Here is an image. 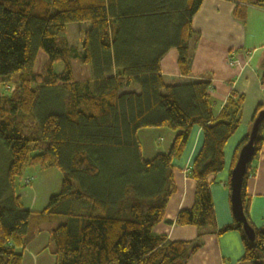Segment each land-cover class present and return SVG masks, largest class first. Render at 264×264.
I'll list each match as a JSON object with an SVG mask.
<instances>
[{"label":"trees","instance_id":"trees-1","mask_svg":"<svg viewBox=\"0 0 264 264\" xmlns=\"http://www.w3.org/2000/svg\"><path fill=\"white\" fill-rule=\"evenodd\" d=\"M233 17L245 19L250 5L264 0H231ZM202 0H0V264H21L23 250L42 223L49 231L54 264H186L207 233L237 231L241 263L264 264V226L248 222L246 181L264 138V120L253 142L243 179V213L253 229L247 240L234 221L216 231L210 186L223 170V150L240 126L244 97L231 91L216 111L208 80L165 84L159 61L177 51L182 77L190 76L191 21ZM89 24L81 62L90 82H78L70 64L73 48L66 25ZM61 64L55 73V64ZM264 99V66L260 75ZM137 92L127 91L129 86ZM7 92V93H6ZM264 103L255 108L252 122ZM199 127L202 145L187 170L195 184L190 209L177 213L176 226L199 230L191 241H171L154 227L163 221L175 192L172 161L183 154ZM166 128L165 153L143 160L137 133ZM246 135L237 145L231 170ZM27 167L56 170L60 190L39 213L26 210L17 189ZM229 187V181H228ZM60 219H64L60 223Z\"/></svg>","mask_w":264,"mask_h":264},{"label":"crops","instance_id":"crops-1","mask_svg":"<svg viewBox=\"0 0 264 264\" xmlns=\"http://www.w3.org/2000/svg\"><path fill=\"white\" fill-rule=\"evenodd\" d=\"M240 6L245 8L244 20L233 17L236 3L231 0H202L191 21L194 34L188 41L189 77L181 76L175 49H170L159 61L160 74L165 84L185 79L208 80L211 83L210 100L216 111L223 106L231 91L244 97L240 126L226 143L223 150V170L210 186L216 231L234 223L227 185L232 158L237 145L250 132L256 106L264 103L263 86L260 82L264 66V10L250 5ZM250 29L253 31L250 32ZM133 87L135 86H129L132 90L127 91L137 92V87ZM172 136V132L166 128L143 129L137 133L140 144L141 140L144 142L147 157L165 153ZM161 143L166 146L163 150L158 148ZM201 145V129L194 127L183 154L172 161L175 192L167 201L163 221L153 229L155 235L166 236L171 241H191L198 235L197 228L176 226L173 222L179 211L190 209L193 205L195 184L188 178L187 170ZM245 188L248 196V222L254 228H261L264 226V138L255 173L246 181ZM30 189L32 190L31 187ZM59 190L60 185L56 194ZM17 195L24 208L33 213L42 211L52 196L38 201L37 191V195L24 204L21 194ZM52 226L53 224L48 223L40 225L34 239L23 250L21 264H54L49 236ZM242 255L243 244L237 231L220 235L207 233L203 236V246L186 264H243L240 262Z\"/></svg>","mask_w":264,"mask_h":264},{"label":"rangeland","instance_id":"rangeland-1","mask_svg":"<svg viewBox=\"0 0 264 264\" xmlns=\"http://www.w3.org/2000/svg\"><path fill=\"white\" fill-rule=\"evenodd\" d=\"M89 24L86 22L82 23H71L66 25V39L70 47L73 48V54L70 58V64L73 70L74 78L78 82L84 83V82H90V66L83 64L81 62V44H82V38L83 33L88 30ZM253 30L250 29V32ZM264 45V43L262 44ZM61 64L57 63L54 66L55 73H60L61 71ZM10 87H0V90L3 91H9L11 90L12 84H9ZM135 88V87H133ZM132 90L131 88H127L125 90ZM7 93V92H6ZM141 152H142V158L143 160H151L154 156H146L145 146L143 140H141ZM158 146V145H157ZM165 143H161V145L158 146L160 150H163L165 148ZM0 153L3 155V157H6L4 155V152L0 150ZM0 154V159H1ZM3 170V163L0 161V182L2 180L1 172ZM30 177L33 178L32 183L28 181V184L30 186H22L17 189V193L22 196L24 204H26L31 197H35L37 195V191L39 193V200H42V198L48 197L50 195H55L56 191L59 189L60 185V174L54 170V169H48L45 171H41L36 167H27L25 168L23 172L22 179L26 178L27 180L30 179ZM32 188V190L30 189ZM35 191H34V190ZM35 195H34V192ZM64 219H60V223H63ZM52 246V245H51ZM243 264H251V263H243ZM253 264V263H252Z\"/></svg>","mask_w":264,"mask_h":264},{"label":"water","instance_id":"water-1","mask_svg":"<svg viewBox=\"0 0 264 264\" xmlns=\"http://www.w3.org/2000/svg\"><path fill=\"white\" fill-rule=\"evenodd\" d=\"M264 120V110L259 112L251 124V129L248 134V140L240 149L234 167L230 172L229 178V200L233 219L240 224L243 233L247 240H253V229L247 223L243 213V201L241 190L243 179L247 171V166L253 158V142L258 134L260 123Z\"/></svg>","mask_w":264,"mask_h":264}]
</instances>
